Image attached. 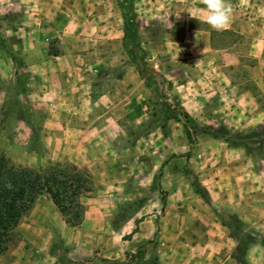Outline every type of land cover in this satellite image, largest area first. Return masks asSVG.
<instances>
[{
    "label": "rangeland",
    "instance_id": "374dc122",
    "mask_svg": "<svg viewBox=\"0 0 264 264\" xmlns=\"http://www.w3.org/2000/svg\"><path fill=\"white\" fill-rule=\"evenodd\" d=\"M251 3L264 19V0ZM34 4L52 18L38 31L30 30L25 20L20 24L13 13L0 14V154L13 166L83 173L87 183L79 201L105 205L100 208L105 217L101 229L114 232L113 239L100 246L107 248L104 253L118 249V254L83 258V264H161L158 247L172 239L159 230L189 231L197 201L210 207L237 240L233 251L217 255L216 264H252L247 247L264 232L231 207L245 188L239 180L244 173H252L254 197L264 192L255 188V178L264 177L263 158L249 155L264 152V123L256 121L264 107V79L258 78L264 71V47L256 53L251 34L240 26L213 30L199 18L205 8L198 0H83V48L72 46L77 52L70 59L64 17L74 0ZM79 5L76 0L75 7ZM127 5L141 61L140 52L129 53L125 45L128 34L121 11ZM16 24L24 28L14 35L11 28ZM39 34L41 42L35 45ZM20 38L23 43H17ZM42 61L40 69L32 66ZM59 76L64 87L83 77L89 108L85 119L54 118L67 110L54 101L69 99L49 92ZM241 82L248 99L240 94ZM76 122H82L93 139L74 148L63 139L65 124L69 130ZM60 220L50 199L38 196L21 215L0 260L50 264L49 256H55L73 261L66 256Z\"/></svg>",
    "mask_w": 264,
    "mask_h": 264
},
{
    "label": "crops",
    "instance_id": "0c3cea01",
    "mask_svg": "<svg viewBox=\"0 0 264 264\" xmlns=\"http://www.w3.org/2000/svg\"><path fill=\"white\" fill-rule=\"evenodd\" d=\"M22 1L24 0H0V14L7 15L8 13H13V16L19 20L20 24H23L22 20H25L28 25H32L29 29L33 31L42 29L40 26L45 23V20L52 19L48 14L42 15L38 6H35L34 4L37 0H31L30 4L25 5L22 4ZM229 2L233 9L230 28L235 30L236 26H240V31H246L251 34L250 36L253 41V46L257 48L256 53L259 49L260 54V52H262V48L264 47V19L259 17V13L253 10L251 3L253 0H243L246 4L244 7H240L239 5L242 3V0H229ZM75 3L76 0H74V4H71L69 14H66L69 18H66V16L64 17L65 31H69V43L71 45L69 54L70 59L75 57L77 52L76 50H72L73 47H75V49L78 47L83 48V0H80L79 7H75ZM261 10L264 12L262 7ZM199 13H201L199 18L204 20L205 11H200ZM28 15H30V19L26 18ZM23 28V26L20 27L16 24L15 28H11V30L14 31V35H17L16 33H18V29L23 30ZM36 38H38V40ZM36 38L33 41L35 45H38L39 42H41L42 35L39 34ZM16 40L17 43L18 41L23 43L21 38ZM76 46L78 47L76 48ZM41 54V59L46 62V49H42ZM29 59L32 60L30 57ZM43 61L40 63L36 62L32 66L37 69V67L40 66L39 64L44 63ZM40 68L41 66L38 69ZM259 73H261V75L258 78L264 79V71H259ZM257 75L258 74H256V76ZM57 81V87L53 88V90L49 92L53 95H68L70 101L69 99L63 101L62 103L57 100L54 101V105L59 107L63 105L65 106L63 109H67L63 114H55L57 116H54V118L56 120L64 119L66 121L70 119H85L89 113V108H87L88 102L86 100V98H88V93L85 92V95L83 94V77L81 80L77 79V81L72 79L71 84L66 87H64L65 85L61 76L57 78ZM239 86H242L239 88L240 94L245 95V99H248V89L245 83L241 82ZM261 89L262 94L264 92V88L262 87ZM258 111L259 112L256 113L258 116L256 121L258 120V122L264 123V107L260 108ZM65 126H67V130L64 131L66 136L63 140L64 142L72 143L74 148L77 144H84L93 139L88 138L87 127L84 126L82 122H76V125L75 123H71L69 130L68 123H66ZM249 155L259 156L261 159L263 158L262 162L264 163V152L259 153L257 151H252ZM244 175L245 173L239 176V180L242 181V186H245V188H241L239 190L237 194L239 202L237 205H233L231 209L238 214V217L245 219L247 222H250L251 225L260 229L261 232H264V192H262L261 195L257 194L256 197H254L251 193L254 186L252 173L249 172L246 173L245 176ZM255 179L257 181L255 185L256 191H263L264 188L262 187L260 190L259 185L262 183V186H264V177L262 180H258L257 177ZM236 191L237 190H235V192ZM81 203L83 204V202ZM195 203L196 207L199 209L191 212L193 215H197V217L196 221H193L192 225L188 227L190 229L189 231L181 229L179 231L168 233L163 231V227L159 230L162 237L166 236L167 238L172 239L169 243L161 242L158 247L159 253H161L159 256L161 264H216L215 260L217 259V255L219 253H230L236 248L237 240L235 239V236L231 235L227 230H225V227L217 221V218L210 210V207L206 206V209V207H201L199 204L200 202L197 201ZM101 207H105V205L102 206L99 203L95 204L93 200H89L83 204L81 220L76 226H67L64 221L60 220L57 227L63 236L64 242L68 245L66 256L73 261H68L66 259L60 261L57 260L55 256H49L51 259L50 264H83V258L89 259L93 256L101 257L105 254L108 255L107 253L118 254V249L115 247L110 248L109 252L104 253L107 248H103L102 246L107 244V241L113 239L112 233L114 230L110 231L111 233L107 232L108 234H105V231L101 229V224L105 222V217L100 210ZM200 215L202 216L201 218ZM38 218L40 219L39 222L46 224L47 228L48 222L44 219V217L40 216ZM33 233L35 234L36 232ZM123 233L129 232L125 231ZM186 239L192 240L193 243H190V241L187 242ZM263 239L264 236L260 237L257 241H253L247 247L250 253L249 260L252 261V264H264ZM100 244L102 246H100ZM223 262H225V260ZM0 264L8 263L0 260Z\"/></svg>",
    "mask_w": 264,
    "mask_h": 264
},
{
    "label": "trees",
    "instance_id": "16d2710c",
    "mask_svg": "<svg viewBox=\"0 0 264 264\" xmlns=\"http://www.w3.org/2000/svg\"><path fill=\"white\" fill-rule=\"evenodd\" d=\"M128 10L127 5L121 11L128 34L125 45L129 53L139 51L141 61L142 51L135 33L132 32L133 27L128 26ZM141 71H145L144 66ZM182 115L185 119L189 118L185 112H182ZM184 131L190 141L191 135L186 123H184ZM182 172L186 175L185 171ZM85 183L87 181L82 172L71 173L51 166L42 169L13 166L0 154V253L6 249L21 215L40 195L44 194L50 199L65 223L71 226L78 224L83 211L79 196L83 189H86ZM191 184L195 192L202 194L194 181H191Z\"/></svg>",
    "mask_w": 264,
    "mask_h": 264
},
{
    "label": "clouds",
    "instance_id": "9594fccd",
    "mask_svg": "<svg viewBox=\"0 0 264 264\" xmlns=\"http://www.w3.org/2000/svg\"><path fill=\"white\" fill-rule=\"evenodd\" d=\"M198 2L205 8L204 22L213 30L224 31L230 28L233 9L229 0H198Z\"/></svg>",
    "mask_w": 264,
    "mask_h": 264
}]
</instances>
